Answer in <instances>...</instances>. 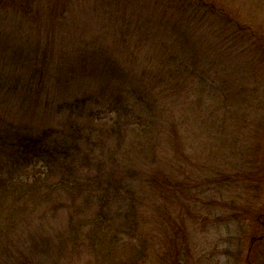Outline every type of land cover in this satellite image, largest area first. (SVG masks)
I'll return each mask as SVG.
<instances>
[{
    "label": "trees",
    "instance_id": "16d2710c",
    "mask_svg": "<svg viewBox=\"0 0 264 264\" xmlns=\"http://www.w3.org/2000/svg\"><path fill=\"white\" fill-rule=\"evenodd\" d=\"M226 13L221 0H0V264H183L181 217L208 194L193 143L218 139L231 158L218 123L260 98L224 77L211 89L214 59L247 50L264 78V35ZM225 65L249 86L243 64Z\"/></svg>",
    "mask_w": 264,
    "mask_h": 264
},
{
    "label": "rangeland",
    "instance_id": "374dc122",
    "mask_svg": "<svg viewBox=\"0 0 264 264\" xmlns=\"http://www.w3.org/2000/svg\"><path fill=\"white\" fill-rule=\"evenodd\" d=\"M221 1L226 7V14H228L225 15L227 23L231 19L233 20L234 13L236 17H239L238 22L241 24L248 22L264 35V13H260V17L256 20L250 17L252 14L256 15V12L249 9L253 0ZM241 4L242 6L239 7ZM262 4H264V0H262ZM202 8L205 10L204 7ZM81 23L87 24L89 21ZM214 24L213 20L207 22L208 29L213 28V32H215L216 25ZM234 42L242 46L254 44L246 37H236ZM252 49L257 48L252 46ZM260 51H262L260 54L264 59V50L260 49ZM243 53L227 56V60H221V57L214 59L219 63L220 70H218L217 83L210 88L219 93L222 77H224L229 80L232 90L251 89L248 91V95L251 93L253 96H260V98L255 101V104L254 102L251 104L254 109L251 110L250 117H241L238 121L240 113L243 115L244 110H241V106L235 105L238 119L235 121L228 119L226 123H218V127L227 132L225 136L233 134L231 137L233 139L230 141V150L233 152L231 158L225 161L220 160L222 162L218 161L217 153L222 152L218 151V143H214V140L218 139L200 136L199 142L193 141L192 151L194 153L192 155L196 156L199 161H195L196 159L193 158L190 163L196 162L194 166L198 163L197 168L202 166L204 170V175L198 176L194 181L197 183L200 181L201 191L205 188L208 190V194L207 196V192L200 194V192H196V189V193L189 196L193 206L192 212L188 216L184 213L181 217V219H186L187 225V229L184 228L187 232L186 235L177 239L178 243L185 245L183 264H248L247 256L249 254L250 264H264V246L250 248L253 234L260 236L263 232V228L256 222V214L264 213V78L260 77V71H258V75H255L252 63L256 60L246 59L249 54L247 50ZM226 61H230V64L241 63L244 65L241 71H245L247 75L251 76L249 86L243 75H237L236 72L229 73L225 70ZM261 67H264V64ZM209 75L214 77L215 74L209 72ZM257 79L258 86L255 84ZM243 95L238 97L242 105L248 101L247 98H243ZM212 120L213 118L209 119L211 123H213ZM210 122L202 124L198 135L210 132ZM224 125L226 128H223ZM244 131L247 132V136L243 138ZM195 138L197 140V137ZM200 142L207 144V147L201 148ZM223 147L228 149L227 146ZM197 148L199 150H196ZM187 171L189 170L187 169ZM196 174H201V172L198 171ZM208 182L213 184H207ZM196 187H198L197 184ZM186 193L188 192L186 191ZM175 207L179 210L176 203ZM158 217H160L159 226L161 227L164 218L160 214Z\"/></svg>",
    "mask_w": 264,
    "mask_h": 264
}]
</instances>
